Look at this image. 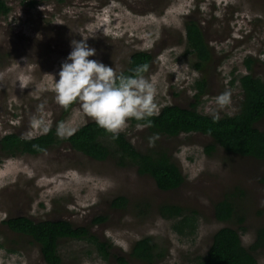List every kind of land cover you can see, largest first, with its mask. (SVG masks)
<instances>
[{
  "label": "rangeland",
  "instance_id": "rangeland-1",
  "mask_svg": "<svg viewBox=\"0 0 264 264\" xmlns=\"http://www.w3.org/2000/svg\"><path fill=\"white\" fill-rule=\"evenodd\" d=\"M5 1L12 12L0 19V138L8 133L34 138L46 133L43 127L56 123L61 105L55 99V80L72 40H87L97 53L89 59L112 66L117 73L132 53L151 54V67L144 76L157 89L159 110L195 104L193 86L201 74L186 52L184 24L189 20L197 22L213 56L207 92L197 112L234 114L241 99L237 80L245 74L261 77L264 71V0H33V8L26 5L32 0ZM246 58L252 60L250 71ZM225 91L231 93V102L221 108L216 97ZM40 104L45 105L42 112L37 111ZM34 116L44 121L42 127L32 126ZM91 121L77 103L63 125L74 132ZM257 128L264 131V120ZM121 133L138 151L150 148L144 130L131 127L129 121ZM156 144L184 177L176 191L160 192L151 179L138 176L132 168L92 161L65 145L36 157L2 160L0 264H45L35 244L1 224L11 217L88 227L122 256L134 242L150 237L164 253L155 264H187L205 253L212 235L223 227L237 230L242 245L249 247L254 231L264 226L260 164L219 148L207 155L205 148L211 142L200 134L160 137ZM237 188L245 193L238 215L230 223L217 222L213 204ZM117 197L127 200L124 209L111 207ZM163 205L196 211L195 236L174 233L172 222L159 215ZM97 217L106 221L93 226ZM58 253L61 264H115L100 258L83 241L61 240ZM257 261L264 264L262 253H257Z\"/></svg>",
  "mask_w": 264,
  "mask_h": 264
},
{
  "label": "trees",
  "instance_id": "trees-1",
  "mask_svg": "<svg viewBox=\"0 0 264 264\" xmlns=\"http://www.w3.org/2000/svg\"><path fill=\"white\" fill-rule=\"evenodd\" d=\"M33 8L35 1L27 2ZM12 12L5 0H0V19L7 18ZM186 52L193 56V68L201 74L194 82L195 104L188 108L165 106L159 110V115L151 118L152 127L142 128L149 137L159 133L160 137L175 139L181 135L200 134L210 139L211 144L205 148L211 155L217 148L226 154L249 159L260 164L264 182V131L257 124L264 120V71L261 77L245 74L237 81L241 92L236 112L232 115L220 116L219 122H213V115L200 114L196 106L205 95L208 77L207 70L212 64V51L205 41L197 22L189 20L184 24ZM153 57L148 52L132 53L125 68L118 72L132 75L136 68L147 65V74ZM244 64L250 71L252 60L246 58ZM234 80L230 83L232 85ZM77 103L68 107L61 106L59 118L46 133L34 137L23 138L15 133L5 134L0 138V163L4 159L18 156H40L60 145L95 162H113L121 168H132L140 177L151 179L157 190L163 193L178 190L184 183V177L173 163L167 151L158 146L138 151L120 133L117 139L97 126L95 121L88 122L77 128L70 136H59L58 125L63 124ZM137 121L129 120L135 128ZM143 123V122H141ZM245 193L235 189L213 204V217L219 223H230L240 211L239 200ZM127 200L117 197L111 203L112 208L124 209ZM159 215L172 222L171 229L179 236L194 237L198 228L196 211L184 209L175 205H163ZM106 218L97 217L92 225H100ZM244 218L239 219L240 225ZM1 224L11 233L25 237L38 247L40 257L45 264H61L58 253V243L61 240L83 241L93 247L103 260H112L115 264H155L163 258V251L150 237H143L131 246L126 256L113 253L112 245L91 234L84 226H74L63 220H46L34 222L26 217H11L1 221ZM244 231L243 228H240ZM257 253L264 255V226L254 231L253 241L249 247L241 243L239 232L230 227L217 230L211 237L208 249L201 256L194 257L187 264H258Z\"/></svg>",
  "mask_w": 264,
  "mask_h": 264
},
{
  "label": "clouds",
  "instance_id": "clouds-1",
  "mask_svg": "<svg viewBox=\"0 0 264 264\" xmlns=\"http://www.w3.org/2000/svg\"><path fill=\"white\" fill-rule=\"evenodd\" d=\"M71 52L62 62L55 80V99L58 104L68 107L78 103L83 112L92 118L98 127L117 139L128 127V121H137V128L152 127L151 118L159 115L156 102L157 89L142 73L147 65L133 70L132 75L117 73L114 67L99 60L89 59L96 56V49L90 47L87 40H72ZM231 102V93L225 91L216 97L219 107ZM45 105L37 107L42 112ZM218 112L213 113V122H219ZM143 122V123H141ZM44 121L33 117L32 126L42 127ZM47 132V127H43ZM57 134L61 137L72 135L73 130L58 125ZM159 133L149 137V147H154Z\"/></svg>",
  "mask_w": 264,
  "mask_h": 264
}]
</instances>
